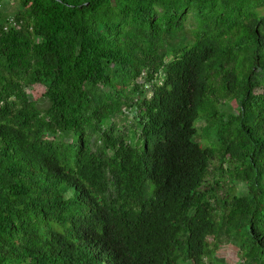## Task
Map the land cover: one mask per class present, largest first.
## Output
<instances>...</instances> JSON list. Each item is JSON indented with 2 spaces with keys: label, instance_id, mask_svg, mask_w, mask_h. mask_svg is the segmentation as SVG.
Wrapping results in <instances>:
<instances>
[{
  "label": "trees",
  "instance_id": "1",
  "mask_svg": "<svg viewBox=\"0 0 264 264\" xmlns=\"http://www.w3.org/2000/svg\"><path fill=\"white\" fill-rule=\"evenodd\" d=\"M263 9L0 0V264H264Z\"/></svg>",
  "mask_w": 264,
  "mask_h": 264
},
{
  "label": "rangeland",
  "instance_id": "2",
  "mask_svg": "<svg viewBox=\"0 0 264 264\" xmlns=\"http://www.w3.org/2000/svg\"><path fill=\"white\" fill-rule=\"evenodd\" d=\"M11 8L10 2H6L3 5V9L8 10ZM264 13V9L262 10ZM44 91L43 86L36 85L28 91L29 94L32 96V98H39ZM43 105L44 103H40ZM229 108L225 109H232L231 107L235 106V102L231 101L229 103ZM233 110V109H232ZM120 125L124 124V119H118L117 121ZM195 127L197 128V136L196 140L199 141L201 144H216L214 140V136L211 134L210 130H206L207 122L204 119H197L194 123ZM128 133L133 135V128L129 127ZM212 167H214V170H212V173L210 174L209 181L212 182L213 179L217 180L218 183L221 185L220 194H223L225 192L229 191V186H233L236 193H243L246 190L245 184L241 181H237L234 184H230L227 181V174L221 173L219 171L218 162L215 161L212 164ZM223 167L226 168L227 165L223 164ZM225 176V177H224ZM214 262L215 264H239L240 261V249L237 243V240L234 238L226 239L225 237L222 238V240L219 242L218 249L215 251L214 255Z\"/></svg>",
  "mask_w": 264,
  "mask_h": 264
}]
</instances>
